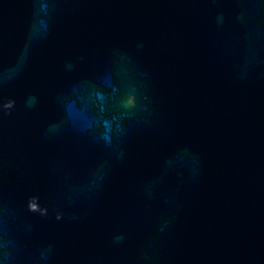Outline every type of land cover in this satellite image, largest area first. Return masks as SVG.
I'll use <instances>...</instances> for the list:
<instances>
[{"label": "water", "instance_id": "95a60500", "mask_svg": "<svg viewBox=\"0 0 264 264\" xmlns=\"http://www.w3.org/2000/svg\"><path fill=\"white\" fill-rule=\"evenodd\" d=\"M0 264H264V0H0Z\"/></svg>", "mask_w": 264, "mask_h": 264}]
</instances>
